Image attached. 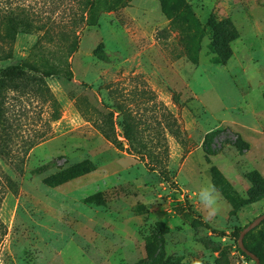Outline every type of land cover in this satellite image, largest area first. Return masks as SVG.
<instances>
[{"label": "rangeland", "instance_id": "1", "mask_svg": "<svg viewBox=\"0 0 264 264\" xmlns=\"http://www.w3.org/2000/svg\"><path fill=\"white\" fill-rule=\"evenodd\" d=\"M210 18L230 25L228 57ZM36 39L18 33L2 65ZM69 65L47 78L60 103L50 136L12 173L0 264H254L234 231L264 212V0H95ZM116 99L142 122L163 107L177 118L165 170L95 128L110 110L119 125ZM208 183L211 215L198 200ZM248 242L264 254V222Z\"/></svg>", "mask_w": 264, "mask_h": 264}, {"label": "trees", "instance_id": "2", "mask_svg": "<svg viewBox=\"0 0 264 264\" xmlns=\"http://www.w3.org/2000/svg\"><path fill=\"white\" fill-rule=\"evenodd\" d=\"M94 2L0 0V246L7 234V226L1 218L2 205L9 194L18 191L12 173L23 172L28 152L50 136L51 125L60 115V103L47 78L56 74L70 75L69 58L78 49L79 30L93 10ZM208 22L213 30V43L223 49L218 53L228 57V42L233 38L227 28L230 25L211 18ZM20 32L36 34V42L18 62L2 65L13 59L15 39ZM138 94L141 93L132 95L137 97ZM135 97L133 101L137 105L141 99ZM115 108L120 116L119 125L113 119L115 112L110 110L100 123L94 122L95 128L115 148L125 149L153 170H165L169 159L167 135L182 142V129L174 114L163 107L160 116L151 115L148 120L158 124L156 131H151L148 120L142 122L129 104L116 99ZM37 123L43 127H37ZM247 224L235 229L236 239ZM257 227L244 235L243 244L264 264V254L248 242ZM236 248L251 259L240 249L237 240ZM160 264L182 263L164 261Z\"/></svg>", "mask_w": 264, "mask_h": 264}, {"label": "clouds", "instance_id": "3", "mask_svg": "<svg viewBox=\"0 0 264 264\" xmlns=\"http://www.w3.org/2000/svg\"><path fill=\"white\" fill-rule=\"evenodd\" d=\"M198 200L209 215L218 210L215 186L211 183H208L200 188Z\"/></svg>", "mask_w": 264, "mask_h": 264}, {"label": "water", "instance_id": "4", "mask_svg": "<svg viewBox=\"0 0 264 264\" xmlns=\"http://www.w3.org/2000/svg\"><path fill=\"white\" fill-rule=\"evenodd\" d=\"M264 220V212H262L261 214H259L258 216H256L254 219H252L251 221L248 222V224L246 225V227H244L238 236L237 239V244L240 247L241 250H243L246 254H248L251 259L254 261V264H260V260L259 258L252 252L248 251L243 244V237L244 235L252 230L253 228H255L256 226H258L262 221Z\"/></svg>", "mask_w": 264, "mask_h": 264}]
</instances>
